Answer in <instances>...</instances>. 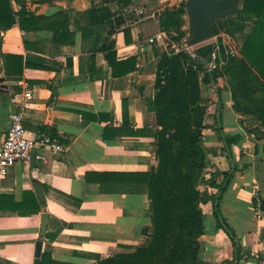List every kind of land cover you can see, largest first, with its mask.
I'll return each mask as SVG.
<instances>
[{
  "label": "crops",
  "instance_id": "1",
  "mask_svg": "<svg viewBox=\"0 0 264 264\" xmlns=\"http://www.w3.org/2000/svg\"><path fill=\"white\" fill-rule=\"evenodd\" d=\"M10 2L14 13L22 10L41 19L32 18L36 30L14 25L0 32V147L12 114L20 111L19 98L29 89L32 98L22 108L27 137L55 138L62 149L52 152L38 145L34 158L14 164L0 178V264H34L39 241V264H95L134 252L151 232L143 174L157 166L152 132L158 127L147 100L155 95L163 51L158 41H147L159 32L153 1ZM129 6L147 10V17L125 25L122 11ZM1 53L21 57V72L16 65L6 75ZM110 53L117 61L136 57L135 70L113 76ZM227 116L222 109L216 114L222 136L238 139L245 122ZM233 127L234 133L229 131ZM231 152V158L225 152L228 164L218 165L220 173L235 169L219 203L242 248L233 264H264V213L259 210L264 150L241 161ZM204 225L200 264L232 262L233 241L216 228L212 210L205 214Z\"/></svg>",
  "mask_w": 264,
  "mask_h": 264
},
{
  "label": "rangeland",
  "instance_id": "2",
  "mask_svg": "<svg viewBox=\"0 0 264 264\" xmlns=\"http://www.w3.org/2000/svg\"><path fill=\"white\" fill-rule=\"evenodd\" d=\"M152 1V12L159 17V32L163 35L158 41L159 47L168 56L190 58L183 67L185 71L195 73L197 90L187 101L198 106L203 114L199 125L196 124L199 116H193L183 142L175 130L176 137L163 154V184L171 195L162 212L168 225L167 239L160 253L145 264H200L199 239L205 226V214L211 212L218 191L212 183H220L225 173L219 172L218 164H228L217 135L216 114L222 109L234 121H242V118L245 122L238 139L230 144L233 159L236 157L241 161L246 155L264 150V81L240 64V49L252 27L251 21L242 20L233 13L216 17L211 23L214 36L192 45L187 0ZM241 5L242 0H238L237 8L241 9ZM181 7L185 11L183 15L178 14ZM208 47L209 54L201 58L199 51ZM195 56L206 60L209 67L194 64ZM176 126L181 127L179 123ZM229 131L234 133L235 127ZM246 159L245 163L249 161ZM155 160L158 165L161 157L156 155ZM185 175H190L193 180L190 204L183 203L180 198L185 191Z\"/></svg>",
  "mask_w": 264,
  "mask_h": 264
},
{
  "label": "trees",
  "instance_id": "3",
  "mask_svg": "<svg viewBox=\"0 0 264 264\" xmlns=\"http://www.w3.org/2000/svg\"><path fill=\"white\" fill-rule=\"evenodd\" d=\"M185 13L184 7L179 9L178 14ZM240 17L242 20L251 21L252 27L247 32L242 43L240 54V64L252 70L256 76L264 81V0H242ZM107 15V14H106ZM109 15V14H108ZM29 16L30 18H27ZM109 17V16H108ZM38 21L32 15H28L25 11L14 13L10 0H0V32H5L14 25H18L21 30H36L34 21ZM128 37V31H126ZM129 42V39H127ZM108 48V47H106ZM210 52V48L199 51L201 58H206ZM4 61V71L6 75H11L15 66H18V73L22 70V58L13 55H4L1 53ZM10 61L11 67L7 66V61ZM190 60L189 57L168 56L162 53L156 67L155 74V95L153 99H148V109L155 114V122L158 130L152 132L156 140L155 156L161 161L153 172L143 174L146 179L147 196L149 199L151 232L147 242L131 253L114 254L104 259L99 260L95 264H145L148 260L156 257L166 242L167 221L163 217V209L166 203L170 201L171 195L165 189L163 184L164 174V157L163 154L172 140L176 137L175 130L179 135L180 141L186 139V129L193 121V116L198 115L199 119L196 124L201 123L202 111H199L198 106H193L188 103L187 98L193 96L197 90V81L194 77L195 73L190 70L185 71L183 64ZM192 62L197 66L193 59ZM136 57H130L123 61H117L115 55L110 53L109 66L111 67L112 75L115 77L123 76L131 73L136 68ZM214 81V80H213ZM125 112V110H123ZM193 118V119H192ZM180 124L181 127L176 126ZM179 130V131H178ZM218 135L223 142V149L230 157V144L237 140L236 137L224 138L222 136L221 127L217 128ZM169 134H171L169 136ZM168 136V137H167ZM233 171H227L223 174L222 181L218 184L212 183L217 188L216 196L212 203V213L216 220V228L224 230L225 233L233 241V261H224L222 264H233L234 261H239L242 256V248L235 239L233 231L222 218L220 211V198L227 188L233 177ZM192 177L184 176L183 187L184 193H181V199L188 204L191 203V188ZM220 194L217 198V194ZM259 210L264 213V200L259 205Z\"/></svg>",
  "mask_w": 264,
  "mask_h": 264
},
{
  "label": "built area",
  "instance_id": "4",
  "mask_svg": "<svg viewBox=\"0 0 264 264\" xmlns=\"http://www.w3.org/2000/svg\"><path fill=\"white\" fill-rule=\"evenodd\" d=\"M122 16L125 20V25L129 26L130 24L143 21L147 17V10L141 7L134 9L129 6L122 11ZM162 38V33L158 32L155 36L149 37L147 41L151 44L156 41H161ZM31 98V90L25 89L19 98L20 111L12 114L10 128L0 147V178H4L14 164L29 160L32 149L38 145H42L52 152L62 149L61 143L55 138L46 135L39 139H30L27 137L22 125V108Z\"/></svg>",
  "mask_w": 264,
  "mask_h": 264
},
{
  "label": "water",
  "instance_id": "5",
  "mask_svg": "<svg viewBox=\"0 0 264 264\" xmlns=\"http://www.w3.org/2000/svg\"><path fill=\"white\" fill-rule=\"evenodd\" d=\"M187 7L190 13V27L191 38L190 43L196 45L202 41H205L214 36V32L211 27L212 20L216 17H222L226 14L233 13L238 16H242L241 9L237 8L238 0H187ZM194 61L205 67H208L206 60L201 59L198 56L194 57ZM213 84V82H212ZM35 149L31 151V158L35 156ZM35 191L40 199L42 194L39 185L35 187ZM220 194L217 195V198ZM47 223V215H43L41 225V236L45 232V226ZM41 252V242L36 244V259L34 264H39V257Z\"/></svg>",
  "mask_w": 264,
  "mask_h": 264
}]
</instances>
